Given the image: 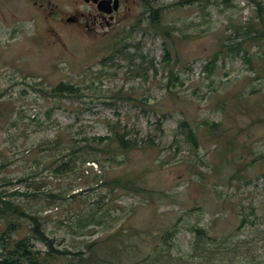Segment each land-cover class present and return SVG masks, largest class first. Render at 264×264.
Returning a JSON list of instances; mask_svg holds the SVG:
<instances>
[{
  "label": "rangeland",
  "instance_id": "obj_1",
  "mask_svg": "<svg viewBox=\"0 0 264 264\" xmlns=\"http://www.w3.org/2000/svg\"><path fill=\"white\" fill-rule=\"evenodd\" d=\"M260 2L157 0L167 38L141 9L91 37L0 0V192L24 193L61 248L115 263L264 264V40L245 45L252 65L226 50L205 70ZM114 126L137 146L99 142ZM128 176L150 194L110 185Z\"/></svg>",
  "mask_w": 264,
  "mask_h": 264
},
{
  "label": "trees",
  "instance_id": "obj_2",
  "mask_svg": "<svg viewBox=\"0 0 264 264\" xmlns=\"http://www.w3.org/2000/svg\"><path fill=\"white\" fill-rule=\"evenodd\" d=\"M191 3V1H188ZM258 8V14L256 19L259 24L253 23L248 29L243 32L240 28L235 31L237 38L242 37L236 45H223V49L220 50L214 58V61L208 62L205 66V70L212 72L217 60L228 53L241 54L243 53L244 58L247 62L252 65V58L250 53L246 49V44L258 43L264 40V6L260 2ZM159 10L153 9L150 16L151 24L156 26L162 31V34L167 38H171L170 29L164 27L161 23ZM260 27L257 28L256 26ZM252 69L254 67H251ZM255 70V69H254ZM173 75V72H170ZM79 89L73 85L67 83H60L53 91V96H68L67 93L77 95ZM219 125H214V128H218ZM110 136L99 138V142H104L105 140L116 143V149L118 152L127 153L135 146L137 143L126 140V134L116 131L115 126ZM191 137L195 139L194 133L191 132ZM92 146L87 145L84 150L90 149ZM79 151V150H78ZM100 153H109L110 149H94ZM264 159V156L261 157ZM93 163H97L98 159L91 160ZM64 167H68L69 163H64ZM136 177H118L115 178L110 185L114 189H124V190H134L136 192L150 194L144 188L137 187ZM29 177L22 179L21 181H28ZM24 193L21 191H12L11 193L0 192V219L4 221V231L0 232V264H119L110 260L101 259L98 256L97 247H93L96 243L90 244L86 247H77L73 251L72 248H61L57 239L51 237L47 231L44 224L45 218L33 211H30L28 207L17 201L16 196H22ZM33 195L38 196L33 193ZM51 197L58 198L59 196L51 195ZM76 197V196H74ZM96 220L95 214L90 213L85 218H77L75 226H71L72 231L83 230L88 226L94 224ZM21 222L27 223L26 231L21 227ZM201 231V230H198ZM15 233V235L13 234ZM172 233H167L163 236L166 240ZM37 243L43 246V249L37 247ZM199 247V246H198ZM197 247V248H198Z\"/></svg>",
  "mask_w": 264,
  "mask_h": 264
},
{
  "label": "flooded vegetation",
  "instance_id": "obj_3",
  "mask_svg": "<svg viewBox=\"0 0 264 264\" xmlns=\"http://www.w3.org/2000/svg\"><path fill=\"white\" fill-rule=\"evenodd\" d=\"M24 1L40 12H45L48 6L52 7L48 8L46 15L50 25H62L72 35L91 37L99 34L101 29L120 25L137 9H141V14L152 13L153 4L157 2V0H62V5L52 1L45 5L46 0Z\"/></svg>",
  "mask_w": 264,
  "mask_h": 264
}]
</instances>
